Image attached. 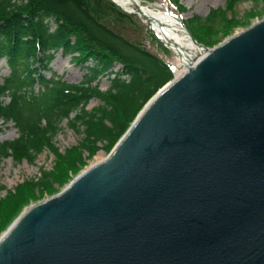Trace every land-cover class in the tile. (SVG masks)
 <instances>
[{"label": "water", "instance_id": "95a60500", "mask_svg": "<svg viewBox=\"0 0 264 264\" xmlns=\"http://www.w3.org/2000/svg\"><path fill=\"white\" fill-rule=\"evenodd\" d=\"M186 32L202 55L12 220L0 264H264V15L211 48Z\"/></svg>", "mask_w": 264, "mask_h": 264}, {"label": "trees", "instance_id": "16d2710c", "mask_svg": "<svg viewBox=\"0 0 264 264\" xmlns=\"http://www.w3.org/2000/svg\"><path fill=\"white\" fill-rule=\"evenodd\" d=\"M240 1L225 0V9L210 10L206 18L219 15L220 33L227 34L232 20L226 10ZM131 18L110 0H0V59L8 69L0 82V119L11 121L17 132L0 140V163L7 157L32 163L44 150L53 156L49 170L40 168L37 179L23 180L0 196V231L28 200L52 194L53 184L67 182L97 150L108 152L147 99L171 79L170 66L158 54L118 29ZM185 26L197 42L211 45ZM145 33L167 52L147 28ZM58 52L84 70L77 82L51 71ZM102 76L104 89L98 87ZM90 99L100 103L86 108ZM62 119L81 138L60 152L54 137Z\"/></svg>", "mask_w": 264, "mask_h": 264}, {"label": "rangeland", "instance_id": "374dc122", "mask_svg": "<svg viewBox=\"0 0 264 264\" xmlns=\"http://www.w3.org/2000/svg\"><path fill=\"white\" fill-rule=\"evenodd\" d=\"M175 2L176 3L172 2V4H169L166 0H154L153 2L141 1L140 3L158 12L165 11V4L168 3V6H170V8L185 24L191 26L200 36L211 40L210 47L217 45L235 31L250 25L264 15L263 0H242L237 2L233 4L231 9L226 10L225 14L226 16L230 17L232 23L229 25L228 33L223 35L220 33L221 31L217 25L219 22L218 20H220V16L214 14L212 17H210L211 19L206 18V16H208L207 14L210 10H215L218 8L225 9V0H175ZM177 5L182 7L181 11L178 9ZM132 15L133 18H131V23L123 22L122 27H118L122 34L131 41L140 43L147 50L158 54L161 58L168 61L172 66L176 64V67L178 68L179 63L171 51L168 50L163 45V43H161L162 47L167 50V52L164 53L161 48L151 42L150 38L145 33L146 26L144 29L140 26V24H145L141 21V17L136 12H132ZM49 66L51 71L57 75H61L64 80L69 82H77L84 73L83 69L70 61L69 55H63L60 52L55 55ZM177 68L175 70L176 73ZM7 73L8 69L4 60L0 59V82ZM44 74L45 76H49L50 71H45ZM106 85L107 80L105 76H102L98 81V87L100 89H104ZM4 100H7V98ZM98 103H100L99 100L90 99L86 105V108L95 106ZM58 126L60 127V130L55 135L54 142L55 146L58 148V151L62 152L69 146L76 144L80 140L81 134L69 129L66 126L65 119H62L58 123ZM16 135V129L13 128L10 122L2 124L0 121V140L12 139ZM106 154L107 153L102 149L97 150L90 158L85 160V164L76 174L68 178L67 182H64L59 186L56 183L53 184L56 190L53 191L52 194L57 193L86 166L93 164L97 157L103 160ZM83 155L86 156V153ZM52 161L53 156L47 150H44L38 154L32 163L26 162L24 158L19 160L17 163L12 161L9 157L3 159L0 163V184L4 186V189L0 190V196H3L7 190H12L23 180L30 178L37 179L39 177V169L43 168L44 170H49L53 163ZM36 194L37 192L35 191V195ZM52 194L42 193L36 199L28 200V202L25 203L12 217V220L29 204L41 201ZM12 220L8 223V225L12 222ZM7 226L0 231V234L4 232Z\"/></svg>", "mask_w": 264, "mask_h": 264}, {"label": "bare ground", "instance_id": "6f19581e", "mask_svg": "<svg viewBox=\"0 0 264 264\" xmlns=\"http://www.w3.org/2000/svg\"><path fill=\"white\" fill-rule=\"evenodd\" d=\"M126 10H136L150 26L156 37L171 51L178 61L175 78L180 75L186 66L191 65L200 57L198 48L192 43L184 28L180 25L179 18L171 11L158 12L148 6L136 2L138 8L134 7L132 0H114ZM152 98V97H151ZM97 157L95 162L101 161Z\"/></svg>", "mask_w": 264, "mask_h": 264}]
</instances>
